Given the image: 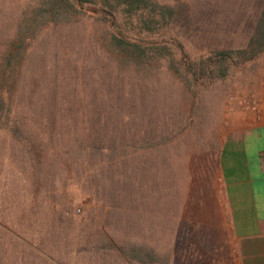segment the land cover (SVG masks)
<instances>
[{"label": "trees", "instance_id": "1", "mask_svg": "<svg viewBox=\"0 0 264 264\" xmlns=\"http://www.w3.org/2000/svg\"><path fill=\"white\" fill-rule=\"evenodd\" d=\"M24 6L17 21L3 23L6 34H0V264H157L151 248L115 237L116 232L125 237L122 222L121 227L111 229L108 221L89 226V217L78 222L57 215L54 224L48 211L45 217L43 202L54 214L60 201L66 203L70 189L84 193L77 195L79 199L92 201L98 195L97 182L106 176L115 189L113 197H118L114 184L125 188L132 164L136 170L132 186L138 184L137 160L126 156L139 146L157 145L159 138L142 137L139 130L122 124L119 102H112L116 103L112 110L117 107L119 111L114 128L110 103L63 99L64 71L51 68L50 63H69L68 59L50 58L38 47L48 39L49 31L85 19L84 9L95 7L107 34L103 38L106 51L102 42L97 48L108 68L115 63L117 69L109 76L119 77L120 68L147 76L164 61L188 103L196 105L200 94L213 84L264 58V0L241 47L210 50L196 58L178 39L182 21L178 0H29ZM126 88L123 83L118 88V99ZM172 133L163 141L171 140ZM156 137L157 141L152 139ZM104 166H108L106 171ZM123 168L125 172L120 173ZM20 182H25L24 194ZM103 204L117 220V205ZM75 226H79L77 233Z\"/></svg>", "mask_w": 264, "mask_h": 264}, {"label": "rangeland", "instance_id": "2", "mask_svg": "<svg viewBox=\"0 0 264 264\" xmlns=\"http://www.w3.org/2000/svg\"><path fill=\"white\" fill-rule=\"evenodd\" d=\"M28 1L0 0V34H6L1 29L3 23L17 21L19 11ZM262 3L263 0H178L182 20L178 39L192 58L210 50L241 47L250 35ZM84 12L85 19L49 31L48 39L38 47L45 49L50 58L56 55L68 59L69 63L61 60L50 63L51 68L56 66L64 71L66 79L60 84L64 88L63 99L82 104L105 101L111 104L108 111L119 102L122 124L139 130L142 137L153 134L159 141L150 148L139 146L132 155L128 152L127 158L137 160L141 177L132 186L136 172L132 164L129 176H125V188L114 184L118 187V197H113L114 188L106 176L97 182L98 195L94 200L93 197L92 201L79 199L77 195L84 193L76 194L70 189L66 203L60 201L54 214L43 202V213L46 217L48 211L50 224L55 223L57 215L78 222L89 217L91 227L108 221L109 227L116 229L122 222L125 237L120 232L115 237L123 243L151 248L157 255V264H186V257L201 252L197 242L217 238L206 224L216 221L218 151L228 131L244 122L245 115L259 118L264 103V58L245 64L200 94L196 105L189 104L167 62L155 66L147 76L123 68L119 69L123 72L119 77L109 76L112 70L117 71L115 63L113 68H108L105 55L97 48L102 42L106 51L103 41L106 31L97 19V8L88 6ZM174 53L178 55V50ZM122 83L127 88L118 99L116 93ZM109 113L115 128L118 108ZM153 129H159L161 134L155 130L152 133ZM171 133L172 139L163 141ZM157 137L152 139L157 141ZM103 168L106 171L108 166ZM124 168L119 172H125ZM113 174L114 171L110 173ZM18 186L24 194L25 182ZM102 201L119 207L115 209L117 220L112 210L107 213L110 209ZM79 226H75L76 233Z\"/></svg>", "mask_w": 264, "mask_h": 264}, {"label": "crops", "instance_id": "3", "mask_svg": "<svg viewBox=\"0 0 264 264\" xmlns=\"http://www.w3.org/2000/svg\"><path fill=\"white\" fill-rule=\"evenodd\" d=\"M259 112L220 144L216 221L206 224L217 238L197 242L186 264H264V103Z\"/></svg>", "mask_w": 264, "mask_h": 264}]
</instances>
